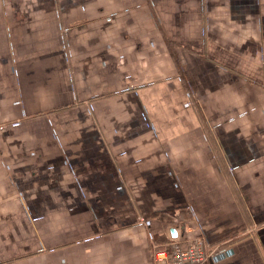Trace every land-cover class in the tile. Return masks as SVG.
<instances>
[{"label": "crops", "instance_id": "1", "mask_svg": "<svg viewBox=\"0 0 264 264\" xmlns=\"http://www.w3.org/2000/svg\"><path fill=\"white\" fill-rule=\"evenodd\" d=\"M197 240L264 264V0H0V264Z\"/></svg>", "mask_w": 264, "mask_h": 264}, {"label": "built area", "instance_id": "2", "mask_svg": "<svg viewBox=\"0 0 264 264\" xmlns=\"http://www.w3.org/2000/svg\"><path fill=\"white\" fill-rule=\"evenodd\" d=\"M214 253L202 241L181 244L172 241L167 247L154 254L155 264H205Z\"/></svg>", "mask_w": 264, "mask_h": 264}, {"label": "water", "instance_id": "3", "mask_svg": "<svg viewBox=\"0 0 264 264\" xmlns=\"http://www.w3.org/2000/svg\"><path fill=\"white\" fill-rule=\"evenodd\" d=\"M172 236H175V234L173 235V232H172Z\"/></svg>", "mask_w": 264, "mask_h": 264}]
</instances>
